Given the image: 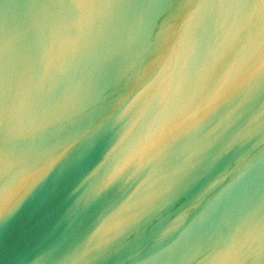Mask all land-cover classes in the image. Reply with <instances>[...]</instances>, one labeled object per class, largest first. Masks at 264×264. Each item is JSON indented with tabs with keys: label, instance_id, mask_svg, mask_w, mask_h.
I'll return each mask as SVG.
<instances>
[{
	"label": "water",
	"instance_id": "water-1",
	"mask_svg": "<svg viewBox=\"0 0 264 264\" xmlns=\"http://www.w3.org/2000/svg\"><path fill=\"white\" fill-rule=\"evenodd\" d=\"M0 264H264V0H0Z\"/></svg>",
	"mask_w": 264,
	"mask_h": 264
}]
</instances>
